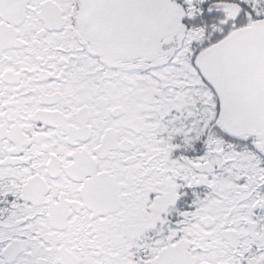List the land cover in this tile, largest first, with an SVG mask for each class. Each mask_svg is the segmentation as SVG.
<instances>
[{"label":"snow or ice","instance_id":"6c2138e0","mask_svg":"<svg viewBox=\"0 0 264 264\" xmlns=\"http://www.w3.org/2000/svg\"><path fill=\"white\" fill-rule=\"evenodd\" d=\"M0 264H264V0H0Z\"/></svg>","mask_w":264,"mask_h":264}]
</instances>
